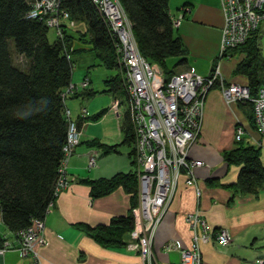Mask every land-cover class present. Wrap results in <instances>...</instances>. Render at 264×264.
<instances>
[{"label":"trees","instance_id":"16d2710c","mask_svg":"<svg viewBox=\"0 0 264 264\" xmlns=\"http://www.w3.org/2000/svg\"><path fill=\"white\" fill-rule=\"evenodd\" d=\"M132 24V31L141 55L150 64L158 65L168 80L175 72L167 69L166 61L176 58V65L186 63L187 51L174 33L169 0H119ZM63 8L76 22H84L87 32L78 36L89 42L99 62L118 74L104 81L107 93L122 100L125 92L116 62L113 41L108 28L90 0H62ZM26 0H0V212L4 225L14 234L31 225L32 219L43 220L55 202L56 182L67 142L69 122L64 115L62 94L72 83L73 34L63 29L64 36L54 42L48 39L49 27L29 17ZM88 37L86 38V36ZM14 42V53L10 49ZM246 55L236 68L249 81L252 96L256 95L262 80L258 63L261 62L258 28L246 43L236 48ZM234 49V50H236ZM17 59L21 62H17ZM89 97L94 91L85 90ZM246 105L252 108L251 103ZM106 110L92 117L98 120ZM81 122H78V126ZM121 146L129 147L132 169L110 178L82 180L90 189L92 198L111 194L122 188L129 196V214L113 218L108 225L85 226V230L104 247H122L125 236L133 228L132 208L137 204V176L134 161L133 130L126 112L121 121ZM87 144L102 151V155L119 153L118 145H107L93 139ZM224 152L228 165L239 167L235 182L215 184L233 195H256L264 188V166L261 148L241 141ZM5 238L0 235V248Z\"/></svg>","mask_w":264,"mask_h":264},{"label":"crops","instance_id":"0c3cea01","mask_svg":"<svg viewBox=\"0 0 264 264\" xmlns=\"http://www.w3.org/2000/svg\"><path fill=\"white\" fill-rule=\"evenodd\" d=\"M168 10L172 17L183 14L176 31L187 51L186 63L177 66L174 72L192 70L207 77L220 54L223 20L219 0H169ZM245 58L246 55L240 49L227 50L220 58V72L226 84L249 85L248 78L236 72L237 66ZM260 58L259 78L264 81V57ZM77 82L79 79L75 81L72 75V83ZM81 94L82 99H76L80 100V104L76 102V106H71L69 110L66 101ZM84 94L85 91L72 93L65 100L71 122H81L82 136L67 163L69 185L58 193L43 219L45 244L38 247L39 264H144L139 254L128 247L131 243L130 234L125 236L124 246L104 247L85 230L86 225H108L113 218L128 215L131 201L122 188L109 195L92 198L88 185L82 180L110 178L120 172L127 173L132 167L128 155H102L101 150L87 144L93 139L107 145L115 144L123 135L119 126L120 136H116L113 141L92 132L90 121L79 118L81 109L87 110V118L106 110L103 116L106 118L110 102L107 99L99 105L95 98L85 100ZM236 127L244 130L241 142L261 148L264 166V138L254 124L252 108L242 103L227 104L219 87L212 88L204 102L202 132L188 153L190 158L204 163L195 169L201 195L196 196L193 188L186 186L182 180L179 182L171 204L154 234V264H179L180 249L191 246L192 232L186 216L193 212H198L206 220L210 230L226 229L232 238L227 246L213 241L201 245L205 264H264L260 262L264 261V188L256 195L232 196V192L215 185L231 184L237 179L239 167L223 164L221 154L236 146ZM92 153H97L99 157L96 166L89 169L88 160ZM209 179L216 180L215 184L208 183ZM0 235L13 247L0 256V264H35L32 258L21 257L14 249L17 236L4 225L1 212ZM168 243L178 247L166 250Z\"/></svg>","mask_w":264,"mask_h":264},{"label":"built area","instance_id":"2783aa9c","mask_svg":"<svg viewBox=\"0 0 264 264\" xmlns=\"http://www.w3.org/2000/svg\"><path fill=\"white\" fill-rule=\"evenodd\" d=\"M29 4V17L43 21L53 28L59 38L63 29L75 27L76 21L62 6V0H26ZM100 18L106 24L113 41L116 62L121 74L126 104L114 97L108 110L118 119L119 124L129 113L133 130V149L137 176V204L132 208L133 228L129 248L135 250L144 264H154L152 242L157 227L166 214L182 180L193 188L200 197L201 188L195 176V169L204 165L203 161L189 157V149L197 141L203 125L204 102L208 92L218 86L227 104H252L253 120L260 135L264 138V81L256 95L252 96L248 86L236 83L226 84L217 61L207 77L192 70L174 73L164 79L161 68L150 64L141 55L132 31V24L119 0H90ZM223 20L220 54L234 50L245 44L250 34L264 19V0H219ZM183 14L172 17V25L178 27ZM89 80L70 84L62 94L64 102L68 95L88 90ZM69 122L67 142L63 148V159L58 170L55 193L68 185L67 163L74 149L80 144L82 130L70 120V112L64 110ZM88 112L81 109L79 118L85 121ZM244 130L236 127L235 141L242 140ZM97 153H92L88 168L96 166ZM192 232L189 248L180 249L179 264H205L202 260L201 245L210 241L227 246L231 235L226 229L210 230L206 220L198 212L186 216ZM44 221L32 219L31 225L19 231L14 249L21 257H30L39 264L38 247L45 244ZM178 246L168 243L166 250ZM13 248L4 242L0 256ZM264 263V261H260Z\"/></svg>","mask_w":264,"mask_h":264},{"label":"rangeland","instance_id":"374dc122","mask_svg":"<svg viewBox=\"0 0 264 264\" xmlns=\"http://www.w3.org/2000/svg\"><path fill=\"white\" fill-rule=\"evenodd\" d=\"M86 25L84 22H76L75 27H69V30L72 32L73 36V44H72V50L75 49H85L82 52H71L70 53V59L73 62V77L76 81L79 79V82L75 83L78 84L85 79L86 77L89 80V87L88 89H93L94 94L91 96H87L86 94L83 95L85 97V100L88 101V99H94L100 104L104 102V100H109L108 107L111 106L112 100L114 96L111 97L110 93L108 94L106 91V86L104 81L107 79H111L115 77L118 74L117 69H108L104 65H102L99 60L96 58L95 53L93 50H91L92 45L87 42L85 39V42H82V40L79 39V35L84 34L87 32ZM177 28H175L174 33L177 34L176 31ZM258 35H259V48L261 57H264V19L259 23L258 25ZM88 35L86 36V38ZM57 38L56 32L53 28H49L48 31V39L50 42H54ZM137 42V41H136ZM10 49L12 53H14V42L13 40H10ZM219 61V60H218ZM17 62L20 64L21 62L19 59H17ZM167 69H173L175 70L176 65V58H169L166 61ZM83 77V78H82ZM82 79V80H81ZM91 80V81H90ZM73 84V83H72ZM73 100H67V108L70 110L71 106H76V102L80 104V100H76L77 98L82 99V94L76 97H73ZM123 104L125 106L126 99H123ZM69 106V107H68ZM66 107V106H65ZM85 107V106H84ZM106 107L102 108L105 109ZM66 108V109H67ZM78 110H80V106H78ZM101 110V109H100ZM98 113V112H97ZM108 115H106V118H99L98 120H93L92 117L87 118V121H90L91 123V130L94 134L98 135L99 137H109L110 141H113L116 136H120L119 128L120 124L118 119L108 110ZM80 114V113H79ZM108 117V118H107ZM74 118V117H73ZM95 126V127H93ZM119 126V128H118ZM121 130V128H120ZM123 138V136H122ZM122 138H119V141H117L115 144L109 145H118L121 143ZM113 143V142H111ZM237 145V144H235ZM129 147L118 145L119 153L123 154L124 156L128 155ZM222 154V163L226 164V161L224 159V151L221 152ZM129 158V157H128ZM131 161V160H130Z\"/></svg>","mask_w":264,"mask_h":264}]
</instances>
